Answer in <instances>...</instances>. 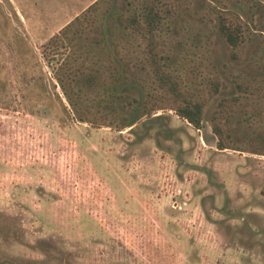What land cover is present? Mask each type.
<instances>
[{"label": "rangeland", "instance_id": "374dc122", "mask_svg": "<svg viewBox=\"0 0 264 264\" xmlns=\"http://www.w3.org/2000/svg\"><path fill=\"white\" fill-rule=\"evenodd\" d=\"M143 1L0 0V264H264V0L157 1L160 53L206 104L200 129L124 27ZM221 23L239 26L236 50ZM65 69L99 128L74 117Z\"/></svg>", "mask_w": 264, "mask_h": 264}, {"label": "trees", "instance_id": "16d2710c", "mask_svg": "<svg viewBox=\"0 0 264 264\" xmlns=\"http://www.w3.org/2000/svg\"><path fill=\"white\" fill-rule=\"evenodd\" d=\"M157 1L158 0H144L140 5L139 13L134 11L133 13L124 17V27L125 29L130 31L131 34L140 37L144 45V51L146 52V65L149 67V71L157 88L163 93L169 95L177 102H179V105L174 110L177 116L184 119L195 129H200L206 104L202 100L194 99L193 94L189 93L182 87L181 80L174 74H171L169 71H167L165 67V62L163 61L164 58L160 53L157 40V33L162 27V16L157 8ZM97 7V3L91 5L86 10L83 18L81 20L78 19V22H80L81 24L85 20L88 21L89 17L91 16V13L97 11ZM71 25L72 24L64 28L61 31V34L65 35V32L71 28ZM219 31L222 34L226 43L232 48V50H236L242 40L239 26L231 28L228 25L221 23ZM60 35H57L55 38H58ZM53 40L54 38H52V41ZM56 65L61 64H58V62H56ZM49 66L51 68L53 67L52 62H49ZM68 69H65V72L62 73V76L57 75L56 80L60 88L64 92V95L68 101L69 106L71 107L74 117H76L78 122L89 123L93 128H99L97 117L95 115L90 114L89 109H87V107L79 99V97H75L73 88L67 82L66 75H69L68 73L71 72ZM220 87L221 81L219 77H213V79L209 82L208 97L210 99L215 97L219 92ZM236 87L237 89L243 91L241 84H237ZM113 95L112 101H114ZM238 100L239 96H235L231 98L228 102H231L232 105H235ZM152 104H154V102ZM226 105V101H220L218 103L220 110L224 109ZM151 107L152 108L145 109L144 115L150 114L156 109L153 108V106ZM217 115L218 113L213 112L210 116L211 129L214 135L217 137V148L219 150L232 149L231 147L233 146H229L230 143L228 142L229 128L226 126V128H224L217 122ZM129 116L130 117L120 116L119 114H117L116 118L119 122L117 128L123 129L133 125L134 114L132 113Z\"/></svg>", "mask_w": 264, "mask_h": 264}]
</instances>
